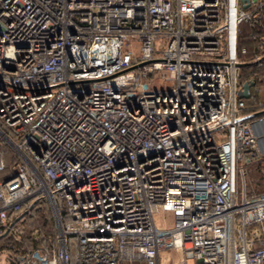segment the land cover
Segmentation results:
<instances>
[{"label":"built area","instance_id":"1","mask_svg":"<svg viewBox=\"0 0 264 264\" xmlns=\"http://www.w3.org/2000/svg\"><path fill=\"white\" fill-rule=\"evenodd\" d=\"M244 61H264V0H0V238L42 200L55 228L0 264H264Z\"/></svg>","mask_w":264,"mask_h":264},{"label":"trees","instance_id":"2","mask_svg":"<svg viewBox=\"0 0 264 264\" xmlns=\"http://www.w3.org/2000/svg\"><path fill=\"white\" fill-rule=\"evenodd\" d=\"M242 26V25H241ZM245 35H241L243 38ZM250 42L248 39H241L239 42ZM239 78L241 81H246L247 79L253 80L255 84L259 86H264V61L261 64L252 63L249 61H244L240 67ZM257 99V98H256ZM255 103V100L251 98L246 99L247 109L252 108V105ZM3 158L5 160V167L3 170H0V177L9 176L12 172V163L15 160V156L10 148L5 147ZM21 224H25V230L33 231L36 227L37 232L33 233L32 237L23 236L22 240L18 245L13 246L12 243L7 245L12 250H25L23 246H27L28 249H32L39 246L47 245L45 235H49L46 225L49 224L54 229L53 220L51 217V212L45 201L37 202L29 212H26L21 220ZM55 230V229H54ZM26 234V231L24 232ZM10 239V235L6 234L0 238V246L4 244L5 240Z\"/></svg>","mask_w":264,"mask_h":264},{"label":"rangeland","instance_id":"3","mask_svg":"<svg viewBox=\"0 0 264 264\" xmlns=\"http://www.w3.org/2000/svg\"><path fill=\"white\" fill-rule=\"evenodd\" d=\"M241 29L244 33H247V31H246L247 25L246 24H242ZM243 44H246L245 41ZM237 94H238V96H240V94H241L240 88L238 89ZM260 97H261V99H264V93L261 94ZM256 171L260 176L259 179H261V174L259 173V170H255L254 172H256ZM257 184H259V183H257ZM254 189L262 190V189H264V185H262V187H261V185L255 186ZM154 218H155L156 224L158 226H168L170 224V217L167 216V218H166L162 212L155 213ZM17 225L19 227H21L19 229H21L22 231L20 233L17 231L15 234H11L10 239L5 240L4 244L10 245L12 243L13 246H16L22 240L23 236H26L29 238L33 236V231L25 230V224H21V222H19ZM34 228H36V227H34ZM46 228L48 230L49 235H45V237L51 238L55 233V230H54L55 228L52 230V227L49 224L46 225ZM25 231H26V234H24ZM15 236H16V238H15ZM23 247L25 248V250L28 249L27 246H23ZM180 258H181L180 252L173 250V249H167V250L160 252L158 264H179ZM134 264H141V263L140 262H134ZM187 264H192V260L188 259Z\"/></svg>","mask_w":264,"mask_h":264},{"label":"crops","instance_id":"4","mask_svg":"<svg viewBox=\"0 0 264 264\" xmlns=\"http://www.w3.org/2000/svg\"><path fill=\"white\" fill-rule=\"evenodd\" d=\"M249 93L255 94V97L258 100L259 99L261 100L260 95L264 93V86H259V84H254V86H251L249 88ZM255 170H258V169H256L255 166H251L249 168L248 174L246 175V178H245L246 190L249 194L264 192V189H262V190L254 189L255 186L261 185V187H262V185H264V170H259V173L261 174V179H259L260 176L257 173V171L254 172ZM257 183H259V184H257ZM256 244L259 245L258 243H256Z\"/></svg>","mask_w":264,"mask_h":264},{"label":"water","instance_id":"5","mask_svg":"<svg viewBox=\"0 0 264 264\" xmlns=\"http://www.w3.org/2000/svg\"><path fill=\"white\" fill-rule=\"evenodd\" d=\"M254 85V81L253 80H250V81H244L241 85V94L240 96L242 97H249V88ZM22 214H20L18 216V218L21 216Z\"/></svg>","mask_w":264,"mask_h":264}]
</instances>
